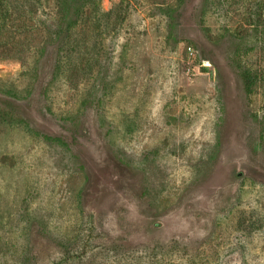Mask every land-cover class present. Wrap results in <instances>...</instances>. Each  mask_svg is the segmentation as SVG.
Instances as JSON below:
<instances>
[{"label": "rangeland", "instance_id": "rangeland-1", "mask_svg": "<svg viewBox=\"0 0 264 264\" xmlns=\"http://www.w3.org/2000/svg\"><path fill=\"white\" fill-rule=\"evenodd\" d=\"M87 1L0 59V264H264V0Z\"/></svg>", "mask_w": 264, "mask_h": 264}, {"label": "trees", "instance_id": "trees-1", "mask_svg": "<svg viewBox=\"0 0 264 264\" xmlns=\"http://www.w3.org/2000/svg\"><path fill=\"white\" fill-rule=\"evenodd\" d=\"M0 1L4 2L3 7L0 4V59L24 61L28 56L29 49H31L30 45H32L34 35L38 33L33 32L36 27L30 24L33 20L30 15H34V12L31 10L29 2L49 6V0H22L21 8L13 6L12 0ZM89 1L87 2L93 3L94 0ZM85 4L86 0H54V12L51 11V15H53L52 19L57 21V24L54 22L56 32L63 31L69 35L71 29L78 26V22L84 13ZM50 21H44L47 23L46 28L49 30L53 27L49 25L51 24ZM47 34H50V32ZM249 77V74L244 75L246 82L250 85ZM250 91L251 86L248 88V92ZM2 115L5 117V115L10 114L3 113Z\"/></svg>", "mask_w": 264, "mask_h": 264}]
</instances>
